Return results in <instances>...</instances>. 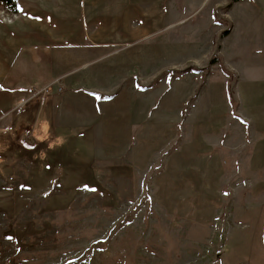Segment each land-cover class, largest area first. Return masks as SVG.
I'll use <instances>...</instances> for the list:
<instances>
[{"label":"rangeland","instance_id":"rangeland-1","mask_svg":"<svg viewBox=\"0 0 264 264\" xmlns=\"http://www.w3.org/2000/svg\"><path fill=\"white\" fill-rule=\"evenodd\" d=\"M15 4L2 49L78 40L54 96L101 94L34 146L20 119L0 264H264V0Z\"/></svg>","mask_w":264,"mask_h":264},{"label":"crops","instance_id":"crops-1","mask_svg":"<svg viewBox=\"0 0 264 264\" xmlns=\"http://www.w3.org/2000/svg\"><path fill=\"white\" fill-rule=\"evenodd\" d=\"M21 1L23 0H16V3ZM32 34L37 40L15 49L11 45L17 43L11 38L9 44H6L8 46H3V49L0 46V158H11L13 155L9 149L18 144L17 128L20 119L27 120L29 128L25 129H29V143L34 146L31 139L35 141L41 132L49 131L52 123L58 125L70 119L87 120L90 115L89 104L99 101L101 94V91L93 88L84 90L87 108L82 115L79 114L80 109L84 108L81 102L75 98L70 101L68 96H54L63 92L64 89L57 87L63 85L62 78L69 75L70 69H59L53 60L65 58L68 51L76 49L80 43L69 37L38 31H33ZM47 35L49 37L46 38ZM47 83L53 84L50 93L31 95L33 88ZM69 83L71 84L70 80ZM55 85L58 91L54 90Z\"/></svg>","mask_w":264,"mask_h":264},{"label":"built area","instance_id":"built-area-1","mask_svg":"<svg viewBox=\"0 0 264 264\" xmlns=\"http://www.w3.org/2000/svg\"><path fill=\"white\" fill-rule=\"evenodd\" d=\"M8 10H4L3 8L0 9V20L2 21H6V22H9L13 16H15V12H7ZM60 87H57V89H59ZM50 89V83H47L46 85H43L41 87H38V88H34V92L33 94H37L39 92H48ZM28 133H29V129H24V135L25 137L24 138H27L28 136Z\"/></svg>","mask_w":264,"mask_h":264},{"label":"trees","instance_id":"trees-1","mask_svg":"<svg viewBox=\"0 0 264 264\" xmlns=\"http://www.w3.org/2000/svg\"><path fill=\"white\" fill-rule=\"evenodd\" d=\"M227 4H229V3H227ZM0 6L6 7L8 9H14V10H16V8H17L16 4H15V0H0ZM226 33H227V29H223L220 32V36H223ZM210 62L211 63L213 62L212 58L210 59Z\"/></svg>","mask_w":264,"mask_h":264}]
</instances>
